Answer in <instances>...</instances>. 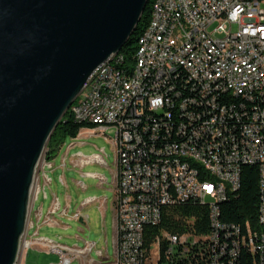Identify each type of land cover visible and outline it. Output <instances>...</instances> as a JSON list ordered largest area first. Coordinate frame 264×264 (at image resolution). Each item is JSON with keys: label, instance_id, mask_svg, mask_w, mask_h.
<instances>
[{"label": "built area", "instance_id": "obj_1", "mask_svg": "<svg viewBox=\"0 0 264 264\" xmlns=\"http://www.w3.org/2000/svg\"><path fill=\"white\" fill-rule=\"evenodd\" d=\"M263 6L264 0H160L153 6L155 25L135 47L142 48L137 68L118 63V72H110L107 61L69 110L107 140L115 130L118 243L113 259L98 252L104 264H243L250 257L264 264ZM101 89L113 90L109 105H101ZM100 153L79 154V165L107 167L106 150ZM52 162L44 160L47 178ZM189 165L198 173H189ZM245 166L259 171V230L221 219L224 194L214 177L227 178L235 194ZM193 174H201V182H193ZM38 181L32 211L42 192ZM189 203L207 208V233H197L191 218L181 234L156 232L166 208ZM59 210L55 201L51 217ZM47 240L43 245L63 255L62 264L72 263L71 249Z\"/></svg>", "mask_w": 264, "mask_h": 264}, {"label": "water", "instance_id": "obj_2", "mask_svg": "<svg viewBox=\"0 0 264 264\" xmlns=\"http://www.w3.org/2000/svg\"><path fill=\"white\" fill-rule=\"evenodd\" d=\"M149 0H0V264H17L37 169L93 73Z\"/></svg>", "mask_w": 264, "mask_h": 264}, {"label": "rangeland", "instance_id": "obj_3", "mask_svg": "<svg viewBox=\"0 0 264 264\" xmlns=\"http://www.w3.org/2000/svg\"><path fill=\"white\" fill-rule=\"evenodd\" d=\"M153 2V0H151ZM264 9V6H263ZM108 140L98 134L96 130L83 129L77 139H68L59 155L52 162L53 171H47L48 178L43 169L44 160L37 169L36 181L42 192L35 203L36 211L42 208L43 214H49L55 201L60 205V210L52 215L53 225H45L38 232L39 247H24V241L31 242L33 222L40 219L31 202L30 218L27 234L22 240L21 252L17 264H23L24 257L29 259V264H62V256L52 252L51 248L44 246L42 240L52 241L57 245L69 248L78 247L86 249L89 244H95L90 257L96 262L100 260L98 252H104L105 256L113 257L115 236V181H116V153L113 144L115 130L107 133ZM72 145L74 147L70 148ZM105 149L107 167L99 164H91L84 167L79 165L77 156L84 157L100 155ZM100 175L107 180L102 184L101 179L88 178L86 175ZM51 184H49V181ZM48 185V186H46ZM47 196V197H46ZM98 201L85 206L89 199ZM67 210V215L63 212ZM81 213L87 218L86 223L74 219L75 214ZM35 224V223H34ZM67 227V229H65ZM37 236V235H36ZM108 247V251L107 250ZM71 252H73L71 250ZM107 253V255H106ZM67 255V254H66ZM71 264H81L80 259H75Z\"/></svg>", "mask_w": 264, "mask_h": 264}, {"label": "trees", "instance_id": "obj_4", "mask_svg": "<svg viewBox=\"0 0 264 264\" xmlns=\"http://www.w3.org/2000/svg\"><path fill=\"white\" fill-rule=\"evenodd\" d=\"M151 5L152 2L149 0L146 11L136 32L120 52L119 55L124 56V61H122L120 65H133L135 63V47L137 46L138 38L149 22ZM83 129L94 130L95 127L75 123L69 111L51 137L45 154L46 160L50 162L54 161L66 144V141L68 139H77ZM196 168L198 169L197 165ZM259 206L260 191L258 168L254 166H245L242 168L240 189L235 194L231 191L227 193L226 200L221 207V219L223 222L229 224L240 225L243 229L250 226L253 230H259ZM186 218L193 219V226L197 233L208 232L209 213L207 208L190 203L187 205L166 208L163 222L161 223V226L156 229V232H159V230L162 229L172 233L181 234L186 230L183 223ZM243 264H256L255 258H246Z\"/></svg>", "mask_w": 264, "mask_h": 264}, {"label": "bare ground", "instance_id": "obj_5", "mask_svg": "<svg viewBox=\"0 0 264 264\" xmlns=\"http://www.w3.org/2000/svg\"><path fill=\"white\" fill-rule=\"evenodd\" d=\"M160 4V0H153L151 5V13L149 22L138 38L137 46H143V39H145L146 35L149 34V29L152 28V26L155 25V7ZM114 55L109 60L110 65V72H118L117 64H121L122 61H124L123 55ZM137 55H142V48H136L135 50V57ZM135 60V63L133 65H125L128 66V68H137V60ZM102 67V66H101ZM101 105H109V98H113V90L112 89H101ZM70 109H76V102L73 104V106ZM85 116H92V109H85ZM72 119L75 123L79 124V114H72ZM189 173H198V169L196 168V165H189ZM102 184H107V180L103 177L100 178ZM193 182H201L200 174H193ZM214 184H220L218 185V193L224 194V201L226 200L227 193L233 192V188L226 187L227 186V178L224 177H214ZM119 202H121V195H116L114 204L115 207L119 206ZM117 234H118V224H117ZM28 243L24 244V247H28Z\"/></svg>", "mask_w": 264, "mask_h": 264}, {"label": "crops", "instance_id": "obj_6", "mask_svg": "<svg viewBox=\"0 0 264 264\" xmlns=\"http://www.w3.org/2000/svg\"><path fill=\"white\" fill-rule=\"evenodd\" d=\"M42 211V208H40L39 210L36 211V208H35V213H38V212H41ZM51 211H52V208H50L49 210V214H44L43 218L41 219H37L36 222H33L32 224V229L31 231H29L28 235H31L32 239H31V243H32V247H39L37 245H39V240H37L36 238L38 237V232L39 230L44 227L45 225L47 226L48 225V220H53V218L51 217ZM51 217V218H50ZM82 223H86L87 222V218L86 217H83V219L80 220ZM35 223V224H34ZM54 222L50 225H53ZM65 229H67V227H65ZM37 235V236H36ZM114 253H113V257L110 258L107 253L105 256L104 254V259H113L116 255V250H117V243H118V234H117V222H116V213H115V236H114ZM94 244V243H93ZM91 245V244H89ZM88 245V246H89ZM67 247V246H66ZM69 248V247H68ZM71 249L73 252H69V253H66L67 254V257L71 258L72 259V262L73 260L75 259H80V262L81 264H104V261L103 259H100L98 262H96L94 259H92L90 257V254L87 249H80L78 247H74V248H69ZM79 251H83V253H79ZM108 251V247H107V250ZM23 264H29V259L27 257V260L25 259L24 257V261H23Z\"/></svg>", "mask_w": 264, "mask_h": 264}]
</instances>
